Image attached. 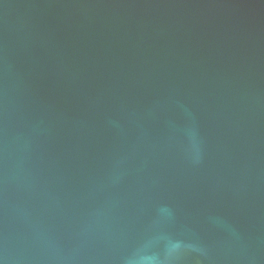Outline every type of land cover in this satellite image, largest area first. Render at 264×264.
I'll return each mask as SVG.
<instances>
[{"label":"water","instance_id":"obj_1","mask_svg":"<svg viewBox=\"0 0 264 264\" xmlns=\"http://www.w3.org/2000/svg\"><path fill=\"white\" fill-rule=\"evenodd\" d=\"M0 264H264V0H0Z\"/></svg>","mask_w":264,"mask_h":264}]
</instances>
